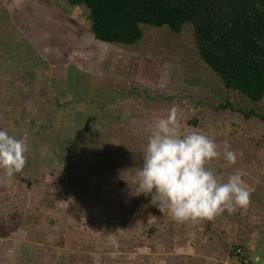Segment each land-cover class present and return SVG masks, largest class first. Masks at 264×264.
I'll return each mask as SVG.
<instances>
[{
	"label": "rangeland",
	"instance_id": "1",
	"mask_svg": "<svg viewBox=\"0 0 264 264\" xmlns=\"http://www.w3.org/2000/svg\"><path fill=\"white\" fill-rule=\"evenodd\" d=\"M84 16L59 0H0V129L29 145L22 173L9 181L0 170V264H163L160 242L182 223L128 183L173 105L185 133L231 146L236 164L212 169L225 180L241 170L250 207L264 204V99L224 90L189 27H143L124 47L94 40ZM227 100L255 114L216 110Z\"/></svg>",
	"mask_w": 264,
	"mask_h": 264
},
{
	"label": "trees",
	"instance_id": "2",
	"mask_svg": "<svg viewBox=\"0 0 264 264\" xmlns=\"http://www.w3.org/2000/svg\"><path fill=\"white\" fill-rule=\"evenodd\" d=\"M59 2L82 9L87 31L94 40L109 45L137 44L143 37V27H167L177 35L189 27L197 56L224 90L252 105L264 99V0ZM19 96H23L21 92ZM216 110L242 113L245 119L255 114L253 110L234 109L228 100ZM260 119L264 122L263 116Z\"/></svg>",
	"mask_w": 264,
	"mask_h": 264
},
{
	"label": "clouds",
	"instance_id": "3",
	"mask_svg": "<svg viewBox=\"0 0 264 264\" xmlns=\"http://www.w3.org/2000/svg\"><path fill=\"white\" fill-rule=\"evenodd\" d=\"M180 109L173 105L166 116L157 118L147 135L142 165L136 168V183L128 185L134 196L151 197V206L178 223L212 221L225 212L246 210L251 192L243 172L237 169L225 180L211 167L223 159L235 165L237 153L224 142L221 146L198 131L185 133ZM26 137L0 129V170L11 181L28 163ZM253 264H261L260 256Z\"/></svg>",
	"mask_w": 264,
	"mask_h": 264
},
{
	"label": "crops",
	"instance_id": "4",
	"mask_svg": "<svg viewBox=\"0 0 264 264\" xmlns=\"http://www.w3.org/2000/svg\"><path fill=\"white\" fill-rule=\"evenodd\" d=\"M256 202V212L251 207L246 211L237 209L233 214L226 212L223 218L207 221L210 230L200 228L199 223H182L173 243L170 239L160 242L162 251L157 257L163 264H237L229 252L233 245L246 248L252 262L260 256L264 264V204Z\"/></svg>",
	"mask_w": 264,
	"mask_h": 264
},
{
	"label": "built area",
	"instance_id": "5",
	"mask_svg": "<svg viewBox=\"0 0 264 264\" xmlns=\"http://www.w3.org/2000/svg\"><path fill=\"white\" fill-rule=\"evenodd\" d=\"M232 255L237 260L238 264H253L249 252L243 247H234Z\"/></svg>",
	"mask_w": 264,
	"mask_h": 264
}]
</instances>
